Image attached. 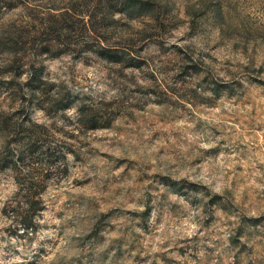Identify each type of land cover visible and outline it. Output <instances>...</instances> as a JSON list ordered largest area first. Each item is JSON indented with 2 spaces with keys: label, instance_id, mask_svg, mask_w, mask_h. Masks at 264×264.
<instances>
[{
  "label": "clouds",
  "instance_id": "obj_1",
  "mask_svg": "<svg viewBox=\"0 0 264 264\" xmlns=\"http://www.w3.org/2000/svg\"><path fill=\"white\" fill-rule=\"evenodd\" d=\"M0 264H264V0H0Z\"/></svg>",
  "mask_w": 264,
  "mask_h": 264
},
{
  "label": "rangeland",
  "instance_id": "obj_2",
  "mask_svg": "<svg viewBox=\"0 0 264 264\" xmlns=\"http://www.w3.org/2000/svg\"><path fill=\"white\" fill-rule=\"evenodd\" d=\"M144 8H146V9H147V8H150V6H149V5H145V6H144ZM93 27H95V26H93ZM6 130H7V128H6ZM16 135H20V133H19V132H17V133H16ZM33 135H35V134H33Z\"/></svg>",
  "mask_w": 264,
  "mask_h": 264
},
{
  "label": "trees",
  "instance_id": "obj_3",
  "mask_svg": "<svg viewBox=\"0 0 264 264\" xmlns=\"http://www.w3.org/2000/svg\"><path fill=\"white\" fill-rule=\"evenodd\" d=\"M6 128H7V126H5V129L4 130H6Z\"/></svg>",
  "mask_w": 264,
  "mask_h": 264
}]
</instances>
